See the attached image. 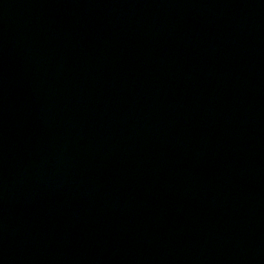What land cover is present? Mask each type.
<instances>
[{
	"label": "water",
	"instance_id": "95a60500",
	"mask_svg": "<svg viewBox=\"0 0 264 264\" xmlns=\"http://www.w3.org/2000/svg\"><path fill=\"white\" fill-rule=\"evenodd\" d=\"M0 264H264V0H0Z\"/></svg>",
	"mask_w": 264,
	"mask_h": 264
}]
</instances>
